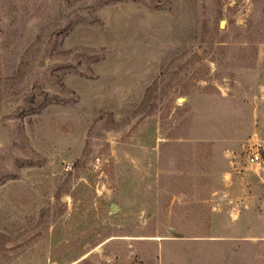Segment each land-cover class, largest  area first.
Wrapping results in <instances>:
<instances>
[{
    "label": "rangeland",
    "instance_id": "obj_1",
    "mask_svg": "<svg viewBox=\"0 0 264 264\" xmlns=\"http://www.w3.org/2000/svg\"><path fill=\"white\" fill-rule=\"evenodd\" d=\"M0 264H264V0H0Z\"/></svg>",
    "mask_w": 264,
    "mask_h": 264
},
{
    "label": "built area",
    "instance_id": "obj_2",
    "mask_svg": "<svg viewBox=\"0 0 264 264\" xmlns=\"http://www.w3.org/2000/svg\"><path fill=\"white\" fill-rule=\"evenodd\" d=\"M248 161L251 164L258 165L260 163L259 155L257 153H251L248 157Z\"/></svg>",
    "mask_w": 264,
    "mask_h": 264
},
{
    "label": "water",
    "instance_id": "obj_3",
    "mask_svg": "<svg viewBox=\"0 0 264 264\" xmlns=\"http://www.w3.org/2000/svg\"><path fill=\"white\" fill-rule=\"evenodd\" d=\"M221 27H223L222 22H221Z\"/></svg>",
    "mask_w": 264,
    "mask_h": 264
}]
</instances>
